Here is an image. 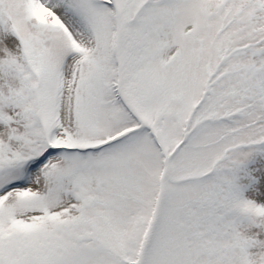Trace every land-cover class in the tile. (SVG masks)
I'll return each instance as SVG.
<instances>
[{
  "label": "snow or ice",
  "instance_id": "obj_1",
  "mask_svg": "<svg viewBox=\"0 0 264 264\" xmlns=\"http://www.w3.org/2000/svg\"><path fill=\"white\" fill-rule=\"evenodd\" d=\"M0 264H264V0H0Z\"/></svg>",
  "mask_w": 264,
  "mask_h": 264
}]
</instances>
